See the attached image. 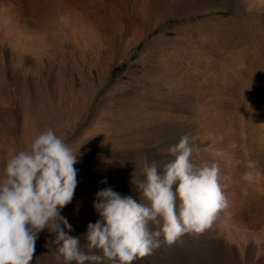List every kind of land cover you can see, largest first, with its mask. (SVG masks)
I'll return each instance as SVG.
<instances>
[{
  "label": "rangeland",
  "instance_id": "1",
  "mask_svg": "<svg viewBox=\"0 0 264 264\" xmlns=\"http://www.w3.org/2000/svg\"><path fill=\"white\" fill-rule=\"evenodd\" d=\"M239 1L0 0V178L8 151L53 128L78 154V185L61 214L83 245L101 219L96 193L111 187L140 202L145 155L170 158L187 133L193 159L219 165L223 191L256 162L260 206L236 228L254 232L264 221V12ZM54 236L39 234L30 264H63ZM160 239L133 264H185L196 243Z\"/></svg>",
  "mask_w": 264,
  "mask_h": 264
},
{
  "label": "clouds",
  "instance_id": "2",
  "mask_svg": "<svg viewBox=\"0 0 264 264\" xmlns=\"http://www.w3.org/2000/svg\"><path fill=\"white\" fill-rule=\"evenodd\" d=\"M194 147L185 133L169 147L170 158L145 155L144 179L136 182L140 202L111 187L99 190L94 208L101 219L89 222L82 245L61 214L78 185V154L53 128L41 131L27 150L6 154L0 178V264H30L45 229L55 234L50 242L63 264H133L158 249L161 236L172 245L185 234L203 233L229 201L219 165L196 162ZM247 169L241 177L246 184L260 179L255 161L249 160Z\"/></svg>",
  "mask_w": 264,
  "mask_h": 264
},
{
  "label": "bare ground",
  "instance_id": "3",
  "mask_svg": "<svg viewBox=\"0 0 264 264\" xmlns=\"http://www.w3.org/2000/svg\"><path fill=\"white\" fill-rule=\"evenodd\" d=\"M239 2L252 12H264V0H240ZM243 171L241 170L239 171L240 173L238 172L239 174L230 176L231 178L228 181L227 189L224 190L229 201L228 210L230 211V216L226 223L223 222L222 225H218L215 220L212 227L206 229L203 233L188 234V239L191 241L195 240L196 243L193 242V245L190 246L189 251L185 254V264H264V221L252 233L236 231V228L241 224L243 211L260 206L257 203L258 199L256 200L255 198L256 194L254 195L251 191L250 185L241 179L244 173ZM221 183L223 184V182ZM259 185L261 184L259 183ZM259 196L261 195L259 194ZM245 228L247 229L248 227L245 226ZM238 231L240 230L238 229Z\"/></svg>",
  "mask_w": 264,
  "mask_h": 264
}]
</instances>
